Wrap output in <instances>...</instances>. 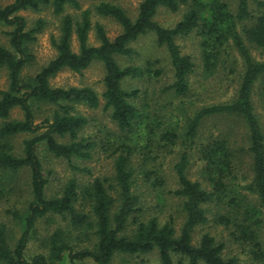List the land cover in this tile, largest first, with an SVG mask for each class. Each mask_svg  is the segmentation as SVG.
Here are the masks:
<instances>
[{
  "label": "trees",
  "instance_id": "1",
  "mask_svg": "<svg viewBox=\"0 0 264 264\" xmlns=\"http://www.w3.org/2000/svg\"><path fill=\"white\" fill-rule=\"evenodd\" d=\"M43 4H50L53 12L62 16L60 34L51 36L56 55L34 76L25 79L23 69L33 58L29 44L36 41V34L45 22L40 18L35 27L28 28L25 17L18 12L38 10ZM68 6L82 9L79 0H13L0 5V25L11 27L6 33L13 48L0 45V67L7 69L9 79L8 88L0 90V170L18 172L28 168L32 193L27 210L13 212L22 223V233L14 246L10 244L5 224L0 222V264H61L87 259L95 264H114L113 259L118 254H146L154 250H158L161 264H174L173 254L187 258L188 264H239L238 256L226 251L228 243L212 232H203L195 242L196 229L209 222L221 225L231 239L249 242L253 258L264 262V246L253 228L264 213V126L253 97L260 82V95L264 98V59L253 54V49L264 51V0H238L235 12L220 0H143L135 19L110 1H101L94 9H82L79 19L65 13ZM183 7L182 16L174 26H164L155 19L160 8L177 12ZM93 12L114 18L122 31L111 39L102 23H93ZM93 26L99 40L97 45L89 43ZM193 31L203 39L206 74H213L222 66L226 56L231 55L229 48L241 58L243 70L232 98L200 106L186 118L181 134L176 127H171L166 128L160 138L166 140V145L181 142L183 146L174 164L178 187L173 193L181 199L185 213L178 232L173 217L161 222L157 215L148 216L145 212L137 183L139 174L153 184H162L164 179L159 169L153 171L148 167L151 145L131 144L134 140L131 134L138 131L143 116L140 90L126 89L122 85L126 78L158 76L161 70L153 69L150 61L147 66L123 65L117 57L131 56L135 52L131 42L153 32L158 45L166 47L174 72V81L166 89L174 97H185L191 90L190 77L195 63L189 54L182 53L176 38ZM74 34L79 43L78 51L72 47ZM95 61L104 65L105 89L101 94L104 108L110 110V117L120 133L110 144L114 183L106 184L108 179L95 177L81 187L73 178L60 195L48 198L47 179L38 154L41 144L55 156L67 159L88 160L97 145L108 150L102 139L84 136L89 119L78 109L79 105L99 107L100 94L87 85L62 87L50 82L64 69L79 72ZM36 104L49 109L39 121ZM15 109H20L21 118L12 115ZM212 116L234 118L245 125L252 179L244 188L255 195L256 208L246 201L249 193L234 189L235 181L240 179L236 172L237 156L242 151L233 147L232 133L224 130L201 136L203 121ZM24 133L28 137L22 141L21 152L16 153L11 139ZM193 150L204 161L201 170L204 181L188 176ZM135 153L143 158L140 166L134 160ZM73 169L88 172L87 168L77 165H73ZM2 181L0 199L4 195ZM243 206L249 210L243 211ZM48 213L68 216L70 225L84 235L77 236L83 246L73 247L58 229L50 236L48 254L39 253L29 260L25 251L31 234L38 219Z\"/></svg>",
  "mask_w": 264,
  "mask_h": 264
},
{
  "label": "rangeland",
  "instance_id": "2",
  "mask_svg": "<svg viewBox=\"0 0 264 264\" xmlns=\"http://www.w3.org/2000/svg\"><path fill=\"white\" fill-rule=\"evenodd\" d=\"M13 0H0V5H5ZM82 9H94L95 5L101 1H110L120 5L131 18L135 19L138 13L140 3L143 0H79ZM210 1V0H205ZM228 3L232 12L236 11L238 0H220ZM82 9H74L68 6L65 13H70L75 19L80 18ZM182 10L171 12L166 8H160L155 19L164 26H174L181 18ZM25 17L27 27H35L38 19H43L45 24L43 29L36 34V41L29 44V51L33 55L23 69L25 79L34 76L42 66L47 64L56 55V49L51 43V36H58L61 27V15H56L50 4L42 5L38 10L26 9L18 12ZM93 23L100 22L104 25L108 36L113 39L121 31V25L112 17H105L93 12ZM11 27L0 25V45L13 50L7 31ZM202 37L196 32L178 36L176 41L183 54H189L195 63L194 71L191 74V90L185 97H174L173 93L166 88L174 81V72L170 63L168 51L165 46L157 43L156 36L153 32H147L138 39L131 42L134 53L131 56H118L117 60L123 65L134 64L147 66L148 62H152V68L161 70L160 75H145L137 78H126L122 85L126 89L140 90L139 103L142 105L143 116L141 123L135 134H131L133 141L131 144L145 147L151 145L152 150L150 158L147 160L148 167L153 171L159 169L164 179L162 184H153V182L145 180L139 174L138 185L139 192L142 197V203L146 206L145 212L148 216L157 215L161 222H165L170 217L175 220L177 231L180 232L182 224L185 220V213L182 208V201L173 191L178 187V176L174 169V164L178 161L182 151V144L178 142L175 145L167 144L166 140H160L166 128L176 127L178 134L182 133L186 118L192 115L196 109L202 105L217 103L229 100L236 94L243 70L241 58L234 49H230L231 55L226 56V60L219 66L213 74H206L204 71V62L202 57ZM89 43L92 45L99 44L95 27L89 31ZM73 50H79V43L76 34L72 37ZM253 54L258 59H264V51L253 49ZM105 68L102 62L95 61L82 71L75 72L70 69H64L50 79L53 86H91L101 97V104L97 108H89L85 105H79L80 112L85 114L89 123L84 130V136H90L92 139H102L106 144V148L97 145L93 150V155L88 160L79 158L67 159L58 157L47 150L41 144L38 148L39 158L42 164L44 177L47 179L46 196L52 198L61 194L64 186L70 179L75 178L80 186L89 184L95 177L108 179L106 184L114 183V167L113 156L110 144L118 138L120 133L116 123L110 117V110L104 108L105 100L102 93L105 89L104 77ZM258 83L254 91V101L256 109L261 116L264 126V98L260 95ZM9 85L8 71L5 67H0V90L7 89ZM263 85H261L262 87ZM36 114L38 121L43 115L48 113V107L36 104ZM14 117L21 118L20 109H15L12 113ZM1 124V121H0ZM150 129H153L150 132ZM201 136L208 137L211 133L214 135L224 130L232 133L234 141L233 147L241 149L237 156L238 165L236 172L239 173L240 179L235 181L234 189L239 192L249 193L248 200L251 207H258V202L254 194L248 192L244 185L250 183L251 174V155L248 154V144L246 141V128L244 123L230 117L212 116L205 119L202 123ZM137 133H141L138 136ZM28 137L26 133L14 136L11 142L15 146L16 153L21 152L22 141ZM114 149L113 145H111ZM148 151V150H146ZM191 164L188 168V176L193 180H203L201 170L204 161L201 160L196 152H191ZM144 157V155H143ZM141 155L134 154V160L140 165L143 164ZM73 165L85 167L87 171H77L73 169ZM155 176L152 178L154 179ZM0 180L4 195L0 199V222L5 224L6 232L10 244L14 246L16 240L22 233V223L19 218L13 215L14 211L24 213L32 199L30 186V170L24 168L18 172L0 170ZM245 205V204H243ZM244 210H249L243 206ZM90 207H87V211ZM233 211L229 212L232 215ZM264 214V213H263ZM260 214V220L254 229L260 235V240L264 246V215ZM241 219V216H238ZM70 218L63 217L58 214L48 213L39 218L36 222L34 231L28 242L25 256L31 259L39 253L48 254L50 236L61 229L64 232L66 241L75 247H82L78 235L81 232L70 225ZM205 231H210L216 235L218 239L228 243L227 252L237 255L239 264H264L259 259H254L251 253L252 246L249 242L236 241L231 239L228 231L221 225H215L212 222L204 226H200L195 232V242ZM84 236V235H81ZM174 264H188V259L180 255L173 254ZM114 264H161L158 250L146 254H118L113 259ZM61 264H95L92 260H74L64 261ZM200 264H205L201 262Z\"/></svg>",
  "mask_w": 264,
  "mask_h": 264
}]
</instances>
